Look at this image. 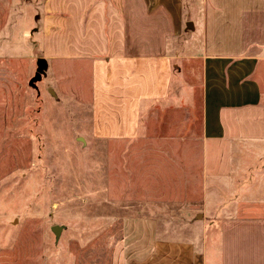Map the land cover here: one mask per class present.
Here are the masks:
<instances>
[{
	"label": "crops",
	"instance_id": "obj_1",
	"mask_svg": "<svg viewBox=\"0 0 264 264\" xmlns=\"http://www.w3.org/2000/svg\"><path fill=\"white\" fill-rule=\"evenodd\" d=\"M39 13L48 66L92 69L93 138L136 150L144 191L204 216L179 217L190 234L118 218L71 264H264V0H42Z\"/></svg>",
	"mask_w": 264,
	"mask_h": 264
},
{
	"label": "rangeland",
	"instance_id": "obj_2",
	"mask_svg": "<svg viewBox=\"0 0 264 264\" xmlns=\"http://www.w3.org/2000/svg\"><path fill=\"white\" fill-rule=\"evenodd\" d=\"M41 1L0 0V264H71L121 217L156 216L190 234L179 217L201 213L144 191L126 159L136 150L93 138L91 68L53 63L31 82L45 59Z\"/></svg>",
	"mask_w": 264,
	"mask_h": 264
},
{
	"label": "water",
	"instance_id": "obj_3",
	"mask_svg": "<svg viewBox=\"0 0 264 264\" xmlns=\"http://www.w3.org/2000/svg\"><path fill=\"white\" fill-rule=\"evenodd\" d=\"M48 67V62L46 59H39L38 62H37V71H36V74L34 76V78L32 79V83H35V82H39L42 80V77H43V73L44 71L47 69ZM50 92L52 93L53 91L50 90ZM53 232L55 233L57 239L60 238V235H61V231H62V227H59V226H55L52 228Z\"/></svg>",
	"mask_w": 264,
	"mask_h": 264
}]
</instances>
